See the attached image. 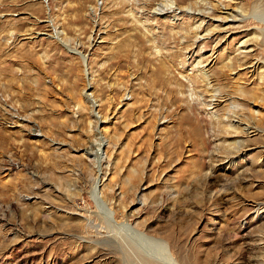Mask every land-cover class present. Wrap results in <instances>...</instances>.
Wrapping results in <instances>:
<instances>
[{
    "label": "rangeland",
    "instance_id": "rangeland-1",
    "mask_svg": "<svg viewBox=\"0 0 264 264\" xmlns=\"http://www.w3.org/2000/svg\"><path fill=\"white\" fill-rule=\"evenodd\" d=\"M165 254L264 264V0H0V264Z\"/></svg>",
    "mask_w": 264,
    "mask_h": 264
},
{
    "label": "bare ground",
    "instance_id": "bare-ground-1",
    "mask_svg": "<svg viewBox=\"0 0 264 264\" xmlns=\"http://www.w3.org/2000/svg\"><path fill=\"white\" fill-rule=\"evenodd\" d=\"M164 4V3H163ZM163 7L161 8V9H159V10H155V12H162V11H164V8L165 7H168V4L166 3L165 5H162ZM128 57V56H127ZM161 67V66H160ZM161 71V70H160ZM89 155H97V152H93V150L91 151V152H89ZM99 160V159H98ZM118 226H121L120 224L118 225ZM153 245H155V247H156V249L157 248H160L161 249V247H159L160 245H158L157 243L156 244H153ZM147 246H148V244H147ZM151 246V245H150ZM162 246V245H161ZM144 248H145V246H144ZM151 249V248H150ZM155 249V248H154ZM166 249V248H165ZM151 252V251H150ZM163 252H165V251H163ZM155 253H157L156 251H155ZM168 253V252H167ZM158 254H161V253H158ZM169 254V253H168ZM166 255V256H163V257H165V263L166 264H170V263H172V264H175L174 263V259H172V257L170 256V255ZM172 260V261H171Z\"/></svg>",
    "mask_w": 264,
    "mask_h": 264
}]
</instances>
